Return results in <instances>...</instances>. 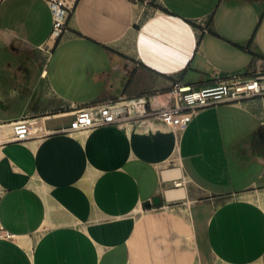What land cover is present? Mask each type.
Listing matches in <instances>:
<instances>
[{
  "label": "crops",
  "instance_id": "1",
  "mask_svg": "<svg viewBox=\"0 0 264 264\" xmlns=\"http://www.w3.org/2000/svg\"><path fill=\"white\" fill-rule=\"evenodd\" d=\"M51 33L45 0H0V122L44 133L0 145V264H264V95L61 131L264 69V0H77Z\"/></svg>",
  "mask_w": 264,
  "mask_h": 264
},
{
  "label": "built area",
  "instance_id": "2",
  "mask_svg": "<svg viewBox=\"0 0 264 264\" xmlns=\"http://www.w3.org/2000/svg\"><path fill=\"white\" fill-rule=\"evenodd\" d=\"M51 14V38L59 37L66 28L67 19L75 8L77 0H45ZM251 76L233 75L217 85L194 88L189 84L175 82L168 91L172 105L159 108L147 107L143 98L131 105L114 106L110 103L89 105L80 108L67 127L61 131L67 134L86 131L104 125H120L129 119L151 118L168 128L183 129L198 109L219 103H237L245 98L264 95V69L255 70ZM130 106L134 112H130ZM27 118L0 122V145L25 141L43 135V131L31 132Z\"/></svg>",
  "mask_w": 264,
  "mask_h": 264
},
{
  "label": "bare ground",
  "instance_id": "3",
  "mask_svg": "<svg viewBox=\"0 0 264 264\" xmlns=\"http://www.w3.org/2000/svg\"><path fill=\"white\" fill-rule=\"evenodd\" d=\"M29 125H30V129H31V120L28 121Z\"/></svg>",
  "mask_w": 264,
  "mask_h": 264
},
{
  "label": "rangeland",
  "instance_id": "4",
  "mask_svg": "<svg viewBox=\"0 0 264 264\" xmlns=\"http://www.w3.org/2000/svg\"><path fill=\"white\" fill-rule=\"evenodd\" d=\"M56 39V38H55Z\"/></svg>",
  "mask_w": 264,
  "mask_h": 264
}]
</instances>
